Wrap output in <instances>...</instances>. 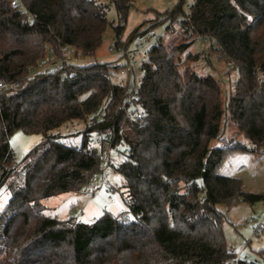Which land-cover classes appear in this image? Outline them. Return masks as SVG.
I'll use <instances>...</instances> for the list:
<instances>
[{
	"label": "trees",
	"instance_id": "trees-1",
	"mask_svg": "<svg viewBox=\"0 0 264 264\" xmlns=\"http://www.w3.org/2000/svg\"><path fill=\"white\" fill-rule=\"evenodd\" d=\"M26 4L36 15L32 22L11 0H0V82L12 85L0 90V187L10 193L0 211V264H230L237 252L226 241L217 204L264 199L239 177L219 173L231 150L246 149L240 134L264 146V0H194L196 31L216 38L220 48L209 47L237 79L225 95L217 76L198 72L201 56L190 50L196 36L178 26L176 41L161 42L145 64L140 123L116 108L127 93L124 82L112 80L118 65L67 63L32 77L29 67L50 59V48L60 56L74 46L94 57L110 24V4L118 13L115 37L128 44L183 14L185 0L126 38L130 0ZM73 120L86 122L78 143L53 132ZM106 128L113 143L130 148L117 166L127 210L115 215L106 209L92 221L50 214L43 198L83 193L99 170L101 148L93 139ZM18 130L44 138L8 167L14 161L10 138Z\"/></svg>",
	"mask_w": 264,
	"mask_h": 264
},
{
	"label": "rangeland",
	"instance_id": "rangeland-1",
	"mask_svg": "<svg viewBox=\"0 0 264 264\" xmlns=\"http://www.w3.org/2000/svg\"><path fill=\"white\" fill-rule=\"evenodd\" d=\"M130 1L131 7L123 34L124 38L142 23H144L142 28H147L149 25L159 23L163 17L159 12L172 8L178 2V0ZM192 2H194V0H185V4ZM107 17L110 20V24L106 29L102 45L98 48L94 57L83 55L81 62L108 61L115 65H119L122 61L109 49V43L111 39L115 37L113 25L118 23V13L114 4L109 5ZM156 27L162 30L164 28V23L160 22ZM180 29V27H177L176 30L166 34L164 38L166 46H170L176 41L177 32L180 31ZM190 50L192 52H199L201 56V60L195 64L196 70L198 72H212L221 80L225 95L228 94L230 86H233L237 79L236 70L227 72L229 69L228 63L221 59L218 53L210 48L208 44L202 46L201 43L196 40L191 45ZM181 57L184 59L185 53H182ZM112 80L116 83H122L126 80V77L116 71L112 76ZM85 126L86 122L84 120H73L62 124L60 127L54 129L53 132L64 135L65 139L69 142L78 143L77 137H79L80 132L84 130ZM227 131L229 138H232V129L230 130L228 128ZM242 135L243 133L240 134L239 137L242 138ZM43 138L44 136L41 133H26L22 130L14 132L10 138V143L14 151V161L7 166H13L15 162L20 161L33 147L39 144ZM232 142L236 143V141ZM236 146L240 145L237 144ZM219 173L225 176L239 177L246 190L264 194V146L260 145L257 151H252L248 148L231 150L220 166ZM118 178L121 177L118 176ZM108 196L109 193L104 190L95 196L70 191L43 198L42 201L50 207L49 213L57 215L60 218H65L68 217L70 213L75 215L77 213L79 214L85 202L91 198L92 201L89 203L83 216H81V220L84 221L92 219L94 216L98 217V215L104 211L105 207L115 215L127 210L126 203L120 194L114 193L116 197V202L114 204L109 203ZM9 200V191L5 186H1L0 211L5 210ZM74 202L79 203V205L73 210L72 203ZM217 207L225 216L223 231L228 245L237 253L244 249V252L250 255V260L256 262V264H264V228L258 233H254L253 228L247 225L248 221H254L256 223L264 222V199L253 204L241 201L232 206L219 203Z\"/></svg>",
	"mask_w": 264,
	"mask_h": 264
},
{
	"label": "built area",
	"instance_id": "built-area-1",
	"mask_svg": "<svg viewBox=\"0 0 264 264\" xmlns=\"http://www.w3.org/2000/svg\"><path fill=\"white\" fill-rule=\"evenodd\" d=\"M193 3L185 4L184 13L164 22L162 30L153 27L142 35H139L128 44L120 42L116 37H113L109 43V49L122 61L118 65V72L126 77L124 83L127 85V93L122 100L117 104V110L124 112V115L131 121L140 123L145 117L146 110L141 102L140 81L145 74V64L150 59L153 48L158 47L164 41L166 34L176 30L178 26H186L188 32L196 36L197 41L202 46L208 44L216 48H220L215 37H209L196 31L192 23V8ZM14 8L21 11L29 22L35 20L36 15L30 11L26 4V0H11ZM49 58L46 61L40 60L36 65L29 67L28 77H32L39 72L52 73L55 70L62 68L67 63H82V50L74 46L64 48L60 56L55 54L53 48L49 49ZM12 88L4 82H0V90ZM113 130L106 128L102 133H97L94 136L93 142L101 148V161L99 170L94 173L87 181L83 188V193L86 195L95 196L101 191L109 193V203L114 204L116 197L114 193L120 194L123 191V176L118 170V164L125 160L130 154L128 145L122 143H113ZM244 146L252 151H257L260 144L247 140L245 135H242ZM232 144H224L226 148ZM121 177V178H118ZM106 210V208L104 209ZM94 218L93 220H95ZM247 225L253 228L254 233H258L264 228V222L256 223L248 221ZM230 264H241V262L256 264L250 260V255L242 249L230 260Z\"/></svg>",
	"mask_w": 264,
	"mask_h": 264
},
{
	"label": "crops",
	"instance_id": "crops-1",
	"mask_svg": "<svg viewBox=\"0 0 264 264\" xmlns=\"http://www.w3.org/2000/svg\"><path fill=\"white\" fill-rule=\"evenodd\" d=\"M92 200H91V198L90 199H88L86 202H85V204H84V207H82L81 208V210H80V212H79V214L77 213L76 215L75 214H72V215H74V216H76L79 220H81V216H83V214H84V212L86 211V208L89 206V203L91 202ZM43 202V201H42ZM47 207H48V211H49V206L45 203V202H43ZM78 205H79V203H72V207H73V210L74 209H76L77 207H78ZM107 210H108V208L107 207H105ZM102 213V212H101ZM51 214V213H50ZM70 215H71V213H70ZM101 215V214H100ZM57 216V215H56ZM99 216V215H98ZM66 218V217H65ZM94 218H97V217H93L92 219H94ZM92 219H88L87 221H92Z\"/></svg>",
	"mask_w": 264,
	"mask_h": 264
}]
</instances>
